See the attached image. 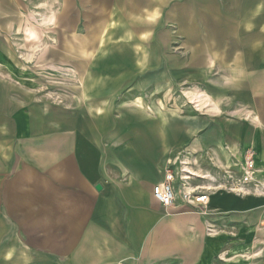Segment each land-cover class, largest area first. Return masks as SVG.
<instances>
[{"label":"crops","instance_id":"0c3cea01","mask_svg":"<svg viewBox=\"0 0 264 264\" xmlns=\"http://www.w3.org/2000/svg\"><path fill=\"white\" fill-rule=\"evenodd\" d=\"M147 3L139 44L49 99L6 77L12 38L41 33L27 0H0V264H264V193L222 185L247 149L264 181V0ZM195 186L207 207L183 201Z\"/></svg>","mask_w":264,"mask_h":264},{"label":"rangeland","instance_id":"374dc122","mask_svg":"<svg viewBox=\"0 0 264 264\" xmlns=\"http://www.w3.org/2000/svg\"><path fill=\"white\" fill-rule=\"evenodd\" d=\"M27 2L23 26L27 24L28 30H39L41 36L28 32L32 37L29 41L35 42L31 49L25 47L24 38H12L11 57L18 67L8 70L6 77L26 80L35 91L47 95L49 99L65 98L73 83L79 84L83 77L101 78L107 72L103 67L108 60H101L104 52L120 49L121 41L133 39V33L135 45L139 44L138 36L147 26L136 22L135 14L138 9L147 7L148 0H77L75 6L68 5L66 0ZM52 2L56 5L52 6ZM73 10L74 20L77 21L75 35H82L77 39L71 34L73 30L69 31V25L75 23L69 21ZM53 13L56 18L49 24L43 15ZM47 28L59 30V36L52 38ZM74 45L77 46L76 52L72 48ZM130 56L125 54L124 57Z\"/></svg>","mask_w":264,"mask_h":264},{"label":"built area","instance_id":"2783aa9c","mask_svg":"<svg viewBox=\"0 0 264 264\" xmlns=\"http://www.w3.org/2000/svg\"><path fill=\"white\" fill-rule=\"evenodd\" d=\"M239 176L233 177L229 172L224 175L226 178L223 186L227 185L229 191L234 189H242L243 186L252 185L254 191L259 188V192L264 193V181L259 183L255 180L257 172L254 162V152L247 149L243 154V160L239 165ZM212 189L203 186H195L189 192L183 193V201L186 203H197L202 207H207L210 201V191ZM239 192V191H238ZM243 193V192H239ZM153 197L163 206H171L175 200V191L171 184V176L167 177L164 181L152 186Z\"/></svg>","mask_w":264,"mask_h":264},{"label":"water","instance_id":"95a60500","mask_svg":"<svg viewBox=\"0 0 264 264\" xmlns=\"http://www.w3.org/2000/svg\"><path fill=\"white\" fill-rule=\"evenodd\" d=\"M100 187H99V185H96V189H99Z\"/></svg>","mask_w":264,"mask_h":264}]
</instances>
